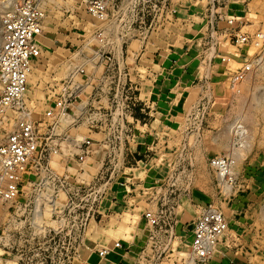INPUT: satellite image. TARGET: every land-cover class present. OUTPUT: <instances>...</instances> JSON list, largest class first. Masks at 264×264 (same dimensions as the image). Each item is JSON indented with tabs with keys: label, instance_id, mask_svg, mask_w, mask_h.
<instances>
[{
	"label": "rangeland",
	"instance_id": "rangeland-1",
	"mask_svg": "<svg viewBox=\"0 0 264 264\" xmlns=\"http://www.w3.org/2000/svg\"><path fill=\"white\" fill-rule=\"evenodd\" d=\"M22 1L0 0V43L5 14ZM32 1L46 14L47 32L84 35L85 57L79 66L33 68L24 106L40 132V153L20 195L0 201V264H83L86 249L116 241L138 245L139 264H264V68L258 84H233L239 68L251 63L255 70L257 55L264 59V37L250 50L234 46L219 26L217 8L226 0H111L105 20L88 14L90 0ZM101 29L105 49L96 38ZM255 31L264 34V24ZM167 52L197 59L203 70L186 88L184 115L160 109L154 117L136 100L135 76ZM65 88L73 105L47 116ZM131 113L144 125L135 152L126 148ZM21 114L0 113V144ZM71 126L83 154L67 141ZM104 133L113 141L107 158L94 146ZM88 135L92 145L82 140ZM216 157L230 159L232 173L221 175ZM209 204L224 212L229 228L202 260L191 252L190 229Z\"/></svg>",
	"mask_w": 264,
	"mask_h": 264
},
{
	"label": "built area",
	"instance_id": "built-area-1",
	"mask_svg": "<svg viewBox=\"0 0 264 264\" xmlns=\"http://www.w3.org/2000/svg\"><path fill=\"white\" fill-rule=\"evenodd\" d=\"M110 2L111 0H90L86 10L94 19L105 20L109 17ZM45 17L43 8L37 2L24 0L10 9L3 19V39L0 43V113L11 108L22 113L15 128L0 144V201L4 202L13 201L20 195L25 175L40 153V132L36 122L26 114L24 100L29 90L34 60L42 54L38 36L44 31ZM229 22L233 23V20ZM260 37H264L262 32H257L254 37L237 33L232 42L238 49H243L252 41L258 45L257 39ZM96 38L99 40L98 45L105 49L108 42L104 30H99ZM222 60L227 63L229 61L226 57ZM252 70L251 63L239 68L233 77V84L246 79ZM53 98L47 111L49 117L65 114L73 104V94L66 88L60 97ZM212 164L221 175L232 173L230 159L216 157ZM145 216L153 226L159 224V217L152 211H148ZM228 228L229 222L224 212L215 204L207 205L191 226L192 254L202 260L210 257ZM115 247H122V242L116 241ZM108 252L109 248H105L100 254Z\"/></svg>",
	"mask_w": 264,
	"mask_h": 264
},
{
	"label": "crops",
	"instance_id": "crops-1",
	"mask_svg": "<svg viewBox=\"0 0 264 264\" xmlns=\"http://www.w3.org/2000/svg\"><path fill=\"white\" fill-rule=\"evenodd\" d=\"M217 9H221L220 18L222 21L219 22V26H223V29L230 32L229 38L231 41L237 33L254 37L253 33L256 32L255 30L264 24V0H226L225 5L223 4ZM230 20H233V23H230ZM83 36L75 28L55 32H47L44 29L43 33L38 36L42 54L34 60V67L40 65L59 66L64 63H67L71 67L74 65L79 66L82 63L79 57H85L86 41ZM252 45H255L253 41L245 49L248 48L250 50ZM257 56L260 60L256 61L255 70L243 82H246L247 86L258 84L260 75L263 73V56L261 54ZM75 57H78V59H75ZM84 62L85 60L83 64ZM144 66L147 68L145 75L137 73L135 76L137 86L139 87L136 100L151 108L154 117L160 109L165 110L168 116L174 117L176 114L184 115L187 106L186 88L201 76L203 70L201 61L190 58L186 54L175 55L173 52H167L159 56L157 55L155 59L144 64ZM215 67V63H211V72H213ZM208 70L210 71V69ZM51 104L49 102V107ZM80 104H76V107ZM84 107L83 105L82 110ZM77 109L79 110V108ZM130 119L134 123V134L133 139L127 142L126 148L130 152H135L142 148L145 142L143 141L145 137L141 132L144 125L139 120V117H137V114L131 113ZM72 128L74 127L66 128L67 141L78 147L79 152H76L77 155L83 154L84 151L78 144V139L75 135L77 134L75 133L76 129H79L76 126L75 129ZM88 128L91 131L97 132V128L93 127V125L89 124ZM71 132L73 133L71 134ZM103 135L104 142L102 144H95L94 146L98 149V154L103 152L105 154L104 157L107 158L112 154L113 141L107 133ZM64 138H66V135ZM92 138V136L88 135L82 140L88 142ZM91 143L90 145H92ZM184 220L186 222L187 219L184 218ZM105 248H109V252L101 255L100 252ZM139 250L140 247L138 245L135 246L129 242H122V247H115V242H112L103 248L86 249L83 264H139Z\"/></svg>",
	"mask_w": 264,
	"mask_h": 264
},
{
	"label": "bare ground",
	"instance_id": "bare-ground-1",
	"mask_svg": "<svg viewBox=\"0 0 264 264\" xmlns=\"http://www.w3.org/2000/svg\"><path fill=\"white\" fill-rule=\"evenodd\" d=\"M80 108H82V107H80ZM26 114H28V115H29V113H26ZM51 202L55 203V200H52ZM40 208H41V207H40ZM39 210H40V209H39ZM39 210H38V211H39Z\"/></svg>",
	"mask_w": 264,
	"mask_h": 264
}]
</instances>
